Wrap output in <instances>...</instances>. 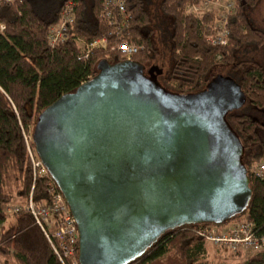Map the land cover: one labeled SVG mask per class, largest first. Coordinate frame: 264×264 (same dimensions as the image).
I'll list each match as a JSON object with an SVG mask.
<instances>
[{"label": "water", "instance_id": "1", "mask_svg": "<svg viewBox=\"0 0 264 264\" xmlns=\"http://www.w3.org/2000/svg\"><path fill=\"white\" fill-rule=\"evenodd\" d=\"M97 70L33 127L76 221L80 264H130L168 230L223 225L246 210L244 146L227 121L246 95L232 77L182 94L134 60L102 59Z\"/></svg>", "mask_w": 264, "mask_h": 264}, {"label": "trees", "instance_id": "2", "mask_svg": "<svg viewBox=\"0 0 264 264\" xmlns=\"http://www.w3.org/2000/svg\"><path fill=\"white\" fill-rule=\"evenodd\" d=\"M18 1L0 6V225L12 217V223L3 227L0 255L6 256L11 247L22 264H61L29 213L20 209L5 215L11 195L3 188V181L5 177L19 183L15 195L24 206L33 174L20 122L34 125L43 109L63 94L75 91L88 76L94 77L97 63L106 59L103 51L99 54L93 49L87 57L82 56L76 37H69L71 34L83 37L86 45L105 40L110 47L118 37L138 44L141 50L132 59L144 67H165L158 81L176 93L204 89L218 71L241 86L246 102L228 113L227 121L244 146L243 162L252 196L246 210L230 222H250L255 233L264 236V177L255 170L264 163V66L243 54L249 46H264V30L255 27L246 12L259 0H235L237 10L228 17L229 41L223 47L207 42L197 29L198 22L182 15L181 7L187 0H160V11L170 18L167 33L142 26L148 14L147 0H124L131 20L119 36L101 19L103 0H72L76 4L74 21L68 27V37L55 47L47 42L48 30L60 22L64 4L69 0ZM155 31L161 35L154 38ZM218 53L222 56L219 60ZM107 60L122 61L117 51H112ZM32 198L38 204L47 201L45 178L36 180ZM198 226L166 231L130 264H214L208 258L205 239L197 233ZM244 264H264V250L247 258Z\"/></svg>", "mask_w": 264, "mask_h": 264}, {"label": "built area", "instance_id": "3", "mask_svg": "<svg viewBox=\"0 0 264 264\" xmlns=\"http://www.w3.org/2000/svg\"><path fill=\"white\" fill-rule=\"evenodd\" d=\"M13 1L0 0V6L3 3H12ZM209 1L216 3L219 0ZM228 6H231V4L228 3ZM75 7L76 4L72 0L64 4L60 22L52 25L48 30L47 42L49 46L55 47L68 37V27L74 21ZM227 17L228 15H225V18ZM101 19L109 26H112L114 32H118L119 36L121 31L130 25L131 17L126 11L124 0H103ZM224 28L215 40L208 42L214 46H220V44L226 46L229 41L228 29L226 26ZM1 29H3V26H1ZM72 37H75V35L73 34ZM120 39L118 37L117 42L110 48V51L115 50L119 52L122 61L133 60L132 58L140 52L141 46L129 40L121 41ZM104 42L105 40H95L87 44L88 51L85 54L86 57L95 47H103L101 43ZM91 78V76H88L82 83ZM20 130L26 156L33 174V184L27 203L24 206L13 209V211L21 209L32 216L36 226L44 235L54 255L61 264H80L78 260L79 232L76 221L70 212L62 192L37 153L33 141V128H30V125L25 126L20 122ZM255 170L258 176L264 177V163L259 164ZM38 178L46 179L47 201L40 204L35 203L32 198L35 182ZM10 207L12 206L8 203L7 208ZM197 233L205 241L226 249L233 254L248 249L264 250V236H258L255 233L253 224L250 222H227L221 226L200 224L197 227Z\"/></svg>", "mask_w": 264, "mask_h": 264}, {"label": "rangeland", "instance_id": "4", "mask_svg": "<svg viewBox=\"0 0 264 264\" xmlns=\"http://www.w3.org/2000/svg\"><path fill=\"white\" fill-rule=\"evenodd\" d=\"M160 0H147V17L144 19L142 26L147 25L151 27L153 30L157 29V32L163 31V33L169 32L170 29V18L168 15L162 13L159 9ZM14 4H18L19 1H13ZM228 3L231 6H228ZM237 10L236 1L235 0H219L216 3L211 2L209 0H187L181 7L182 15L185 17H190L193 20L198 22L197 29L199 28V32L201 36L206 39V41L215 40V38L223 31L224 26L227 25L228 17L234 14ZM247 17L250 19L252 24L264 30V0H259V2L252 8L247 9ZM225 15H228L225 18ZM227 28V26H226ZM225 29V28H224ZM228 29V28H227ZM1 31V28H0ZM229 31V30H228ZM161 33H154V38L156 36L161 35ZM184 36H186L184 34ZM72 37V34L69 35ZM76 44L79 48L80 53L85 55L87 53V47L85 43V39L81 36H75ZM225 39V38H224ZM211 44V43H210ZM101 46L94 48L93 52L102 53L106 59H108L112 53L107 43H101ZM212 45V44H211ZM220 47H223L220 44ZM245 49L243 54L245 57L254 58L261 62L264 66V46L254 47L249 46L248 50ZM115 51V50H114ZM92 52V51H91ZM179 53V51H178ZM216 59H221L220 53L216 54ZM108 56V57H107ZM155 69L157 70V78L160 75V72H165L166 68L163 67L162 70L159 69V66L155 64ZM219 76H227L225 72L218 71L214 74V77ZM212 78V79H213ZM34 125L30 124V128H33ZM3 188L9 195H11V202L9 203L12 207L6 208L4 213L6 216H9L10 213L14 212L13 209L17 207H21L20 198L15 195L18 190V184L12 179L8 180L4 177ZM12 223V217H8L6 222L3 225H0V237L3 232V227H8V224ZM207 247V255L208 258L214 264H244L245 260L252 255L257 254L262 250H244L239 253L233 254L226 249H222L218 246L212 245L211 243L205 241ZM8 254L6 256L0 255V264H22L19 262L16 257H14L15 251L11 248H7Z\"/></svg>", "mask_w": 264, "mask_h": 264}, {"label": "flooded vegetation", "instance_id": "5", "mask_svg": "<svg viewBox=\"0 0 264 264\" xmlns=\"http://www.w3.org/2000/svg\"><path fill=\"white\" fill-rule=\"evenodd\" d=\"M145 73L148 75V76H157V70L155 69V65H147L145 67Z\"/></svg>", "mask_w": 264, "mask_h": 264}]
</instances>
